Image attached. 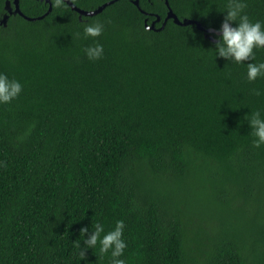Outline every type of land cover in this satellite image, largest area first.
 <instances>
[{"label": "trees", "instance_id": "trees-1", "mask_svg": "<svg viewBox=\"0 0 264 264\" xmlns=\"http://www.w3.org/2000/svg\"><path fill=\"white\" fill-rule=\"evenodd\" d=\"M7 1L0 72L22 88L0 104V264H110L98 246L80 256L79 230L116 219L126 264H264V145L252 146L245 119L264 117V77L245 79L249 61L215 56L195 24L147 28L157 16L162 25L166 0H139L143 11L115 0L88 16L66 0L49 13L46 0H20L44 16L4 24ZM168 1L180 19L216 28L227 3ZM245 3L264 24V0ZM93 22L102 33L84 38ZM94 41L103 55L90 60Z\"/></svg>", "mask_w": 264, "mask_h": 264}, {"label": "clouds", "instance_id": "clouds-1", "mask_svg": "<svg viewBox=\"0 0 264 264\" xmlns=\"http://www.w3.org/2000/svg\"><path fill=\"white\" fill-rule=\"evenodd\" d=\"M55 7H61L63 0H52ZM245 0H227L225 4V15L220 23L219 36L215 41V56L223 57L227 61H234L237 64L249 61L246 64L245 79L249 82L258 77H264V60L253 61L255 52L253 49L264 48V24L260 20H250L244 11ZM235 22L233 25L231 22ZM103 24L100 22L85 23L83 25V36L97 37L103 31ZM77 35H80L77 33ZM84 54L90 60L99 59L103 55V45L94 41L93 44L84 48ZM21 83L15 78H9L5 73L0 72V104H7L16 98L21 92ZM255 96L261 95L258 88L250 90ZM250 134L253 137L251 144L258 148L264 145V117L261 110H252L245 114ZM3 162L0 161V165ZM124 221L116 219L114 227L105 231L104 225L96 222L94 228L89 231L88 227H81L83 234V247H80V256H85V251L95 249L102 255L108 253L110 264H126L122 254L127 247L125 239L122 238ZM103 233V234H102ZM79 247V244L77 245Z\"/></svg>", "mask_w": 264, "mask_h": 264}, {"label": "water", "instance_id": "water-1", "mask_svg": "<svg viewBox=\"0 0 264 264\" xmlns=\"http://www.w3.org/2000/svg\"><path fill=\"white\" fill-rule=\"evenodd\" d=\"M46 1L49 2V4H50V7H49V9L47 11V13H49L51 11V9H52V2H51V0H46ZM66 1L71 5V7L73 9H75L76 11H78L80 13V16H82V15H87L88 16V15H95V14H97L98 12L102 11L108 4L114 2L115 0H108V1H106L104 3H102L101 5H99L98 7H96L95 9H91V10H87V9L80 8L72 0H66ZM13 3H14V6H11V4H10L9 1H7L6 4H5V8H6L7 12L1 18V22L4 23V24H7L8 15L10 13H19L23 17H25L27 19H31V20H34V19H37V18H42L44 16V15H41L39 17H30V16L26 15L21 10V8H20V0H13ZM134 3L140 8V1L139 0H134ZM166 3L168 5V8L169 9H168V12H167V14H166V16H165V18H164V20L162 22V25L159 28H156L155 21L156 20H159L161 18L160 16H157V18L155 20H153L151 24H147L146 23L147 28L159 30V29H161L166 24V21L169 18H173V20L176 23L181 24V25L195 24L198 29L204 31L205 37H207V38H209L211 40H214V41L217 39V38L214 37L213 34L219 35V32H218V29L219 28H216V27H206L199 20H195V19H191V18L180 19L178 17V15L174 12V10L172 9V7L170 6L168 0H166Z\"/></svg>", "mask_w": 264, "mask_h": 264}]
</instances>
